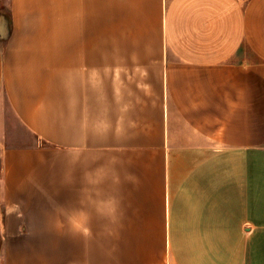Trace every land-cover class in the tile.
Wrapping results in <instances>:
<instances>
[{
	"label": "crops",
	"instance_id": "0c3cea01",
	"mask_svg": "<svg viewBox=\"0 0 264 264\" xmlns=\"http://www.w3.org/2000/svg\"><path fill=\"white\" fill-rule=\"evenodd\" d=\"M3 97L0 264H264V0H0Z\"/></svg>",
	"mask_w": 264,
	"mask_h": 264
},
{
	"label": "rangeland",
	"instance_id": "374dc122",
	"mask_svg": "<svg viewBox=\"0 0 264 264\" xmlns=\"http://www.w3.org/2000/svg\"><path fill=\"white\" fill-rule=\"evenodd\" d=\"M18 119L16 118L6 97L2 98V105L0 108V189L2 185L3 175L1 171V147L3 144L15 145L26 143L27 135L23 134L18 126ZM207 142H212V138L207 137Z\"/></svg>",
	"mask_w": 264,
	"mask_h": 264
},
{
	"label": "trees",
	"instance_id": "16d2710c",
	"mask_svg": "<svg viewBox=\"0 0 264 264\" xmlns=\"http://www.w3.org/2000/svg\"><path fill=\"white\" fill-rule=\"evenodd\" d=\"M3 191H4V185L2 184V185H1V189H0V195L3 194Z\"/></svg>",
	"mask_w": 264,
	"mask_h": 264
}]
</instances>
